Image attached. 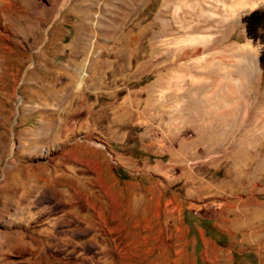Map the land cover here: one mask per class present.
I'll return each instance as SVG.
<instances>
[{
  "label": "rangeland",
  "instance_id": "obj_1",
  "mask_svg": "<svg viewBox=\"0 0 264 264\" xmlns=\"http://www.w3.org/2000/svg\"><path fill=\"white\" fill-rule=\"evenodd\" d=\"M255 10L264 0H0V264H173L184 206L264 195V45L243 23ZM103 135L169 201L153 259L122 228L103 243L70 233L90 191L67 148ZM169 141L179 153L163 154Z\"/></svg>",
  "mask_w": 264,
  "mask_h": 264
},
{
  "label": "crops",
  "instance_id": "obj_2",
  "mask_svg": "<svg viewBox=\"0 0 264 264\" xmlns=\"http://www.w3.org/2000/svg\"><path fill=\"white\" fill-rule=\"evenodd\" d=\"M99 141L105 147L80 140L78 136L67 148V164L90 191L83 194L82 212L86 215L70 214L74 221L68 222L72 228L70 233L77 235L75 240H80V235L87 236L86 243H90L102 232L98 240L103 243L104 234L114 235L122 228L125 229L121 233L125 234L124 239L135 245L131 249L138 253L135 257L140 259L145 255L144 259H153L155 241L163 240L159 230L155 233L156 221L161 217L160 211L165 217L170 216L169 201L163 204L160 197L151 194L155 185L151 182L156 181L152 171L137 173L135 179L130 177L128 169L133 166L123 167L116 162L118 156L112 152L114 139L103 135ZM166 143L161 149L163 154L180 152V145ZM118 168L126 173L124 180ZM157 168L163 169L155 164ZM196 206L198 210L183 208L182 220L186 221L181 238L183 249L177 252L173 264H264V195L241 197L237 203L228 198L208 197ZM72 243V246L77 245V241ZM140 248L142 251H138ZM81 261L82 258H75L73 264Z\"/></svg>",
  "mask_w": 264,
  "mask_h": 264
},
{
  "label": "trees",
  "instance_id": "obj_3",
  "mask_svg": "<svg viewBox=\"0 0 264 264\" xmlns=\"http://www.w3.org/2000/svg\"><path fill=\"white\" fill-rule=\"evenodd\" d=\"M246 36L255 44L264 45V11L255 10L243 18ZM259 63L264 71V50L259 56Z\"/></svg>",
  "mask_w": 264,
  "mask_h": 264
},
{
  "label": "bare ground",
  "instance_id": "obj_4",
  "mask_svg": "<svg viewBox=\"0 0 264 264\" xmlns=\"http://www.w3.org/2000/svg\"><path fill=\"white\" fill-rule=\"evenodd\" d=\"M254 5V4H253ZM252 8H253V6H252Z\"/></svg>",
  "mask_w": 264,
  "mask_h": 264
}]
</instances>
